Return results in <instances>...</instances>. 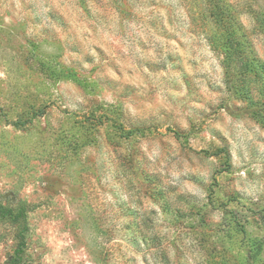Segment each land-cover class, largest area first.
<instances>
[{
  "label": "rangeland",
  "instance_id": "obj_1",
  "mask_svg": "<svg viewBox=\"0 0 264 264\" xmlns=\"http://www.w3.org/2000/svg\"><path fill=\"white\" fill-rule=\"evenodd\" d=\"M11 260L264 264V0H0Z\"/></svg>",
  "mask_w": 264,
  "mask_h": 264
},
{
  "label": "trees",
  "instance_id": "obj_2",
  "mask_svg": "<svg viewBox=\"0 0 264 264\" xmlns=\"http://www.w3.org/2000/svg\"><path fill=\"white\" fill-rule=\"evenodd\" d=\"M223 5L225 6V8L222 7V6H218V7H215L214 6L213 9H212L213 12L215 11V14L214 15L217 16V18H219V15L222 16V17H224V18H228L231 15V11L226 8V5L225 4H223ZM219 21L221 23H224V24H220L222 26V32H223V34H222L221 40H217L216 44H214V47H218V48H222L224 50H228L233 45V42L232 41L231 42H228V40H227V38L232 35V32L230 30H228L229 24H227V22H225L224 20H222L220 18H219ZM231 39H235V38L231 36ZM238 49L239 48H237L238 53L241 54L242 53L241 50H238ZM251 62L252 63H255L253 60H251L250 62L246 61L245 62V65H248ZM261 69H263V67ZM254 77L255 78H258L259 77L258 76V73L254 74ZM239 92H240V94L246 95L245 93H242L241 90H239ZM14 261L15 260H11V262L10 263L8 262V263L11 264ZM8 263L6 262L5 264H8Z\"/></svg>",
  "mask_w": 264,
  "mask_h": 264
}]
</instances>
